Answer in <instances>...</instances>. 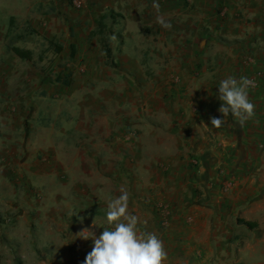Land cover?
Listing matches in <instances>:
<instances>
[{
  "label": "crops",
  "instance_id": "0c3cea01",
  "mask_svg": "<svg viewBox=\"0 0 264 264\" xmlns=\"http://www.w3.org/2000/svg\"><path fill=\"white\" fill-rule=\"evenodd\" d=\"M127 8L128 26L145 27L144 39H154L159 75L155 90L143 93L146 114H133V87L117 77L95 84V96L86 81L79 94L73 85L39 82L58 97L53 122L32 119L33 132L11 139L27 155L18 178L32 187L28 203L65 228L71 248L92 250L93 240L77 241L78 233L111 230L107 205L127 190L138 233L159 236L167 264H237L245 257L235 246L264 248V0H148ZM257 71L249 89L255 116L240 125L229 115L212 127L211 117L223 119L219 82ZM132 127L140 131L126 142ZM221 169L234 180L226 191ZM239 217L255 222L253 231ZM240 230L256 241H237Z\"/></svg>",
  "mask_w": 264,
  "mask_h": 264
},
{
  "label": "rangeland",
  "instance_id": "374dc122",
  "mask_svg": "<svg viewBox=\"0 0 264 264\" xmlns=\"http://www.w3.org/2000/svg\"><path fill=\"white\" fill-rule=\"evenodd\" d=\"M144 1L148 0H85L82 8H76L73 0H0V264H83L86 252H91L87 248H71L65 228L29 205L26 195L32 187L20 183L18 178L20 164L27 155L23 158V146H15L11 139L14 133L33 132L36 124L31 125L32 119L42 125L53 122V101L58 97L48 95V89L39 82L52 87L59 74L69 77L76 94L86 91L78 88L84 81L93 86L89 92L94 96L100 91L94 88L98 82L115 81V77L128 82L136 97L133 114H146L143 93L155 90L159 75L152 49L154 39H144L149 33L147 28L134 29L126 20L127 7L133 3L142 5ZM110 12L115 15L113 21L107 20L115 67L105 64L96 39L89 40L98 18ZM49 40L60 44L62 51L55 53ZM71 46L75 48L73 58ZM11 47L31 51V60L18 58L9 50ZM149 127L158 128L159 122L153 121ZM139 131L130 128L125 141L130 142ZM192 158L195 157L189 159ZM158 222L161 228L166 226L162 220ZM252 231L240 230L237 241L255 242ZM237 248L234 250L245 257L237 264H264V248Z\"/></svg>",
  "mask_w": 264,
  "mask_h": 264
},
{
  "label": "clouds",
  "instance_id": "9594fccd",
  "mask_svg": "<svg viewBox=\"0 0 264 264\" xmlns=\"http://www.w3.org/2000/svg\"><path fill=\"white\" fill-rule=\"evenodd\" d=\"M159 23L166 29L171 28V24L163 19H159ZM252 87L254 81L246 76L222 79L218 99L223 103L218 111L223 119L211 117V126L221 128L226 125L229 115L240 125L252 119L256 107L249 98ZM129 200L130 193L122 189L121 194L108 203L106 218L109 225H114L111 230L105 228L98 237L94 233L86 235L88 229L78 233L82 239L93 240L92 250L83 264H167L168 253L159 236L155 232L138 233L139 220L128 211Z\"/></svg>",
  "mask_w": 264,
  "mask_h": 264
},
{
  "label": "trees",
  "instance_id": "16d2710c",
  "mask_svg": "<svg viewBox=\"0 0 264 264\" xmlns=\"http://www.w3.org/2000/svg\"><path fill=\"white\" fill-rule=\"evenodd\" d=\"M114 16L115 15L113 14V12H110L109 14H103L102 16H100L97 20L96 28L92 30L89 35V40L94 38L96 39L104 56L105 64L110 67H115L116 64L113 60L112 48L110 45V40L108 38L111 34L110 31L108 30L107 20L110 19L113 21ZM48 42L50 45H53L55 53H60L62 51V46L60 44L54 43L52 40H49ZM9 50L20 59L31 60L32 53L29 50H23L18 47H11ZM74 55H75V48L74 46H71L70 57L73 58ZM55 80L57 82H61L65 86L70 85L68 76L63 77L61 76V74H59L56 76ZM237 223L245 226L249 230H252L256 227L255 222L246 221L243 219H237Z\"/></svg>",
  "mask_w": 264,
  "mask_h": 264
},
{
  "label": "built area",
  "instance_id": "2783aa9c",
  "mask_svg": "<svg viewBox=\"0 0 264 264\" xmlns=\"http://www.w3.org/2000/svg\"><path fill=\"white\" fill-rule=\"evenodd\" d=\"M84 1L85 0H73V5L76 8H82L84 5ZM261 75V73L259 71L255 72V74L249 76L248 78L254 81V86L257 85V78ZM191 163L194 167L197 166V160L195 158H193L191 160ZM219 182H220V189L223 191L228 190L229 188L232 187L233 185V178L230 174H227V172L223 169L219 170ZM164 213H166V211L164 210Z\"/></svg>",
  "mask_w": 264,
  "mask_h": 264
}]
</instances>
